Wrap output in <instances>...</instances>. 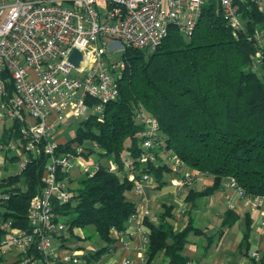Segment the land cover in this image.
I'll return each instance as SVG.
<instances>
[{
  "label": "trees",
  "instance_id": "trees-1",
  "mask_svg": "<svg viewBox=\"0 0 264 264\" xmlns=\"http://www.w3.org/2000/svg\"><path fill=\"white\" fill-rule=\"evenodd\" d=\"M256 31L264 33V17L253 9L243 28L233 31L215 4L207 2L191 36L170 26L152 52L125 50L119 94L106 105L104 119H82L74 137L57 148L59 153L72 152L86 160L94 156L90 162L98 164L91 175L69 180L67 203L53 204L55 220L67 225L66 234L57 238L64 249H70V241L82 239L79 230H93L83 239H97L99 247L79 256L78 264H99L114 243L111 233L123 232L130 215L136 214L126 197L133 184L120 181L109 165L113 162L121 169L124 153L130 154L139 173L153 176L159 186L165 183L163 174L170 172L163 157L173 154L189 170L214 178L212 186L196 196L212 193L233 179L246 195L264 197V40L256 45ZM139 107L158 123L162 145L154 151L155 164L138 160L143 127L134 114ZM13 136L5 127L0 129V152L7 153L3 161L15 164L13 153L5 149ZM83 143L97 147L77 154L72 147ZM2 171L6 172L0 176V219L28 231L27 209L43 187L44 157L33 156L19 174L8 172L5 166ZM73 182L76 186L71 188ZM170 212L167 207L157 222L143 221L148 241L141 264H150L161 253L165 264H190L182 249L188 235L199 231L190 222L182 228L174 226ZM235 219L224 218L223 227ZM222 234L219 230L216 239ZM248 234L246 229L244 241ZM5 235L0 228V242ZM4 261L1 257L0 264ZM17 262L12 258L10 264ZM257 264H264V254Z\"/></svg>",
  "mask_w": 264,
  "mask_h": 264
},
{
  "label": "built area",
  "instance_id": "built-area-1",
  "mask_svg": "<svg viewBox=\"0 0 264 264\" xmlns=\"http://www.w3.org/2000/svg\"><path fill=\"white\" fill-rule=\"evenodd\" d=\"M207 2L215 4L233 31L243 28L252 9L264 17V0H0V125L14 134L5 149L16 158L18 174L33 156L44 157L43 187L27 209L29 230L0 219V228L6 233L0 242V258L13 255L17 264H78L79 251L61 253L63 246L57 238L66 234L67 225L56 221L53 211L54 203L70 199L68 185L78 156L59 153L58 145L66 142L58 141L57 136L74 117L104 119L106 105L119 94L127 48L152 52L170 26L191 36ZM255 35L259 46L264 38L259 31ZM74 50L81 56L76 67L69 62ZM134 118L143 127L138 160L155 164L154 151L162 145L158 123L140 107ZM96 147L83 143L72 148L82 154ZM162 163L174 173L186 168L173 154L164 156ZM97 165L78 162V169L91 175ZM109 165L136 190L150 178L136 170L128 153L121 155V169L113 162ZM193 180L187 174L172 183L187 188ZM224 186L237 193L247 207L264 204V197L246 195L233 179ZM144 215L148 218L149 211ZM148 219L157 222L156 217ZM137 231L141 235L140 263H144L148 238L141 226ZM250 257L260 259L258 252ZM122 264L130 263L125 260Z\"/></svg>",
  "mask_w": 264,
  "mask_h": 264
},
{
  "label": "crops",
  "instance_id": "crops-1",
  "mask_svg": "<svg viewBox=\"0 0 264 264\" xmlns=\"http://www.w3.org/2000/svg\"><path fill=\"white\" fill-rule=\"evenodd\" d=\"M187 174L194 176L192 185L176 188L172 182ZM73 175L71 179L76 180L79 177L78 172ZM117 177L120 181L124 180L121 175ZM163 179L165 183L159 186L153 176H150L141 189L126 193L127 199L136 208V217L132 220L129 218L126 229L120 234L111 233L114 239L110 246L111 252L103 256L99 264H122L125 260L130 264H141V253L138 249L141 235L137 228L141 226L143 231V221L149 217H156L158 220L167 207H171L174 226L182 228L190 222L192 229L199 231L188 235V242L182 249V254L189 258L190 264H257L258 260L250 256L253 252H258L260 257L264 254V204L259 208L247 207L237 193L224 186L226 182H222L212 193L196 196L195 193L211 187L214 178L210 175L201 176L188 168L163 174ZM191 191L193 193L188 197ZM146 210L150 213L148 218L144 215ZM233 216L236 219L232 224L223 227V219L231 221ZM246 229L249 234L247 241H244L243 234ZM219 230L223 234L217 240ZM76 232L80 234L81 231ZM208 238H213V241L207 242ZM205 247L207 250L203 252ZM67 251H79L80 256L86 252L63 248L61 253ZM159 263L165 264L163 253L150 264Z\"/></svg>",
  "mask_w": 264,
  "mask_h": 264
},
{
  "label": "rangeland",
  "instance_id": "rangeland-1",
  "mask_svg": "<svg viewBox=\"0 0 264 264\" xmlns=\"http://www.w3.org/2000/svg\"><path fill=\"white\" fill-rule=\"evenodd\" d=\"M260 36H262V38H264V33L263 32H260ZM85 116H77V117H74L72 120H71V123L69 126L65 127L63 126L60 130V133L58 134L57 136V140L60 141V142H68L69 140H71L73 137H74V133H75V130L76 128L78 127V125L80 124V122L82 121V119H84ZM3 127V125L1 124L0 125V129ZM5 155H7V153H5L4 151H1L0 152V168L2 170V167H6L7 168V171L10 172V173H16V167H15V164L14 162H11L9 160L7 161H3ZM9 156V155H8ZM95 157L94 156H90L87 160L84 156H80L79 159L75 158V168L74 170L72 171L73 174H79V177H82L84 175V172H82L81 170L79 171L78 169V162H81L83 164H85L86 166H92L93 162H90V161H94ZM103 164L107 163L106 160H103L102 161ZM6 171H2L0 172V176L2 174H4ZM72 174V175H73ZM75 175H73L74 177ZM191 178H194V176L192 174H190ZM74 186H76V182H73L71 184V188H73ZM86 232L88 234H93V230H91L92 233L89 232V229H85L83 231L80 232V236L82 239H78L77 241L74 240V241H70L68 243L69 247L72 249V250H76L77 247L79 248H82L83 250L82 251H90V250H96L98 247H99V244L96 243L97 239L95 240V238L91 239V240H85L83 239V237L86 235ZM11 256L13 255H7L5 257V262H3L2 264H10L11 263ZM160 264V263H159Z\"/></svg>",
  "mask_w": 264,
  "mask_h": 264
},
{
  "label": "water",
  "instance_id": "water-1",
  "mask_svg": "<svg viewBox=\"0 0 264 264\" xmlns=\"http://www.w3.org/2000/svg\"><path fill=\"white\" fill-rule=\"evenodd\" d=\"M81 56L80 54L74 50L73 53L70 55L69 57V62L73 65V66H78L79 62H80Z\"/></svg>",
  "mask_w": 264,
  "mask_h": 264
}]
</instances>
